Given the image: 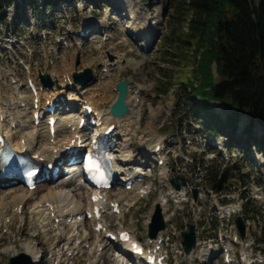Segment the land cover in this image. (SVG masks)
Instances as JSON below:
<instances>
[{
    "label": "rangeland",
    "instance_id": "1",
    "mask_svg": "<svg viewBox=\"0 0 264 264\" xmlns=\"http://www.w3.org/2000/svg\"><path fill=\"white\" fill-rule=\"evenodd\" d=\"M184 1L185 0H76L68 4L53 3V5L50 6V4L46 3L44 0H32L34 5V9H32L25 0H19L18 4H13L4 10L5 20L0 25V103H3V107L6 109L13 107L14 110L12 111L17 122L32 119V111L35 109L36 105H32V102H34V100H32L33 93L29 89L28 82L32 80L38 86L42 87L39 78L41 73L44 75L48 74L52 81L54 79H59L60 81L61 77H63L62 69L65 68L66 70V67L72 68V81L74 83V72L84 71L86 68L92 69L97 79L90 85L94 87V89L90 91V96L93 99L91 100L96 102V105L100 108L110 107L116 100L118 94L115 91V84L118 81L125 78L130 79L131 90L140 95L142 101L139 107L140 115L139 111L136 109V112L131 115L130 119H128V117L121 119V126L117 130L120 131L121 128H124L126 136L119 137L118 151H116V154L126 146L128 153L134 152L135 155L139 153V157L142 159L144 152L141 150L145 148V143L146 145L148 143L155 144L162 137L167 141V144L164 145L165 149L167 151H172L167 167H155L154 177L144 184L151 187L149 194L141 197L134 206L124 207L123 209H126V211H124L123 217L109 218V215L105 213V215L107 214L106 223L110 230L117 233L120 222L122 223V221H124V228L133 233L136 239L142 243L148 240V230L145 223L150 219L152 213H154L155 205L159 202V199H163L161 195L165 190H160L158 184H160L162 170L165 168L171 170L175 168L172 177L175 175H185L191 188H198L203 195L206 194V198L199 199L200 203L198 208L191 203H187L185 209L179 211V213L175 215V222L173 223L179 228L182 226L181 223H185V221L190 222L196 215H201V218L205 220L203 221L205 223L207 221L212 225V228L215 225L219 227V229L222 228V222L217 221L211 213V208L215 205L216 199H211L212 191L208 186L209 180L206 179L205 176L207 171L199 172L196 169L195 166L199 162V159L197 153L194 151L215 152L216 158H211V160L207 159L209 162L205 161L204 163V167L207 168L208 174L217 171L219 173V170L222 168H226L227 170L228 166L231 167L234 164L240 169L243 167V174L247 176L246 179L249 181L255 178L258 179L260 181L259 186L262 192H264V166H255V159L250 155H246L242 150L241 146L250 147V143L245 140L244 136H237L239 139L238 142L235 141L232 142V144L230 143L232 136L225 132H220L214 139L212 137L208 139L203 138L201 143L199 139L197 143L192 145L188 143L185 144L182 140H178V133L184 135L186 133L184 130L191 126L189 120L193 117L191 109L195 104L188 98L182 83H188L190 81L189 77L193 74V69L196 65L195 63L186 64L185 60L180 56L177 42L174 40L176 35L172 34L175 21H177V19L174 18V14L178 6H181ZM129 8L135 10L139 9L140 12L138 14L140 20H142V25L138 37L137 34L133 32L134 27H130L133 20L130 19L128 15H122L123 13H129ZM159 11L161 12L162 20L156 32L154 29H150L155 33L153 39L150 41L147 34H143L142 31L146 28L145 24L150 26L158 24L155 22L157 19L156 14H158ZM188 17L190 18L191 15ZM104 20L107 21V26L104 30L105 33H101L99 28H97L96 31H91L87 34V38L81 35V32H85L88 27L86 24L102 26V21ZM186 29L188 28L186 27ZM94 35H96L97 38H94ZM97 39L98 41H96ZM111 56L114 60L117 58L120 61V68L118 69L113 66V69H110L109 72L104 71L107 69L105 65L107 61L113 60L110 58ZM54 67H57L55 73L53 71ZM56 72H59V74H56ZM214 72L216 75L215 65ZM194 78H192V80H195ZM16 84L20 85L17 91H15L13 87L16 86ZM75 86H77V84ZM75 86L73 84L68 89L72 91ZM51 89L52 88L42 89L43 91H41L40 94V99H42V101L46 99L45 93L49 92ZM70 90L66 91V95L63 96L66 101L68 100L67 98L70 94ZM130 95V100H132L131 92ZM27 97L29 98L28 103L30 110L29 113L25 115V113H23V108L26 107L25 102L22 103L19 101ZM199 105L204 110L208 108L203 103ZM211 106H213L214 112L221 118L229 112L228 108L218 101L212 100ZM65 108H69V110L63 111L61 116L71 113V106L66 105ZM185 108H187V110L183 112ZM77 111H80L79 105L75 108V112ZM181 119L183 121H180ZM45 120L46 118L44 117L43 121ZM248 122L249 120L246 119L244 122L243 119L240 126ZM117 126H119V123ZM197 127L200 126L197 124L193 127L194 131H197ZM254 129L256 135L260 137L264 135V129L259 124H257ZM239 133L240 132L237 134ZM260 134H262V136ZM124 139H127V141H124ZM15 142L16 141H14L13 144H15ZM182 146L186 155L194 157L196 160L194 164L185 167L182 165L181 167L179 166L180 160L174 157L180 153ZM149 149L152 150V146ZM231 152H235L234 155L237 157H234ZM252 153L255 154L253 148L250 150V154ZM204 156H206V154H204ZM143 160L146 161V159ZM249 162L252 163V165H250L251 168H247ZM236 172L233 171V176H237L230 180L226 186L227 188H234V184L239 183V171ZM209 175L212 177L211 174ZM55 184L56 183L43 184L38 190L32 191L33 195H31V197L37 200L43 198ZM135 187H133V189ZM143 187L144 186L141 188ZM11 189L22 194L24 192L23 189L26 188L21 184L0 187V199L1 197L4 199L5 195L9 192V198H7L6 201L11 202L14 198L12 196L14 194L10 193ZM56 189L58 190L60 187H56ZM83 190L85 192V198L88 199L90 193L85 188ZM191 190L192 189L188 190V196L192 200L194 196ZM133 193H135L133 190H126L121 185H117L108 190V195L112 200L117 197H122V195H132ZM79 194L80 192L78 191L77 195ZM246 195H248V192ZM1 202L0 200V203ZM256 202L257 203H254L255 212L251 216L241 212V215L237 214L231 216L229 221L224 222V224H227L226 228L228 230H233L235 225L234 219L237 216L242 217V215H244L251 223L250 229L246 231L244 242H254V245L249 247L247 251L255 254L256 259L260 258L264 260V200L260 199ZM231 203L232 202L228 200L225 202V204ZM3 211H5V209H3ZM11 212L10 210L5 218L0 221V264H8L10 258L14 255L27 253L25 249L27 243H31L39 252L37 254L38 260L35 261L33 256H29V259L22 260V264H60V259L63 254L64 257L68 258L79 256L84 252L85 255H87V253L90 252L89 246L91 243L93 242V246H95L96 242L99 241L98 238L103 237V235H96V232L92 230L93 225H90L89 231L92 235L86 247H84L83 252H80L79 249L69 252L66 250L67 246L63 243L55 250L53 249L54 245H50L43 238L42 235L44 230L38 226H31L32 223L29 216L31 210L28 206H26L27 214L22 223L18 218L16 221H13ZM108 212H110L109 206ZM19 215L20 217H24V214L21 212ZM9 223L12 224V229L4 227ZM246 226L248 227L247 221ZM202 227L203 225L200 223L197 230L198 235L205 232H202ZM26 229H28V231ZM70 231H72V229ZM178 239L179 238H177V240ZM177 240H175V242ZM78 245L79 244L74 241L71 246L77 248ZM23 247L25 252H23ZM105 249L108 255L114 252L110 250V246H107ZM104 262V264H114L110 261L107 262V260ZM177 263L205 264L197 260L189 261L184 254L177 260L175 258L172 259V264ZM69 264L74 263L70 261ZM75 264H89V262H82L80 259L79 262L76 261ZM210 264L227 263L222 259H217ZM231 264L240 263L234 262ZM261 264H264V262Z\"/></svg>",
    "mask_w": 264,
    "mask_h": 264
},
{
    "label": "bare ground",
    "instance_id": "2",
    "mask_svg": "<svg viewBox=\"0 0 264 264\" xmlns=\"http://www.w3.org/2000/svg\"><path fill=\"white\" fill-rule=\"evenodd\" d=\"M139 9H130L129 13H123V16H127L133 20V23L130 25L131 28L134 27L133 32L137 34V37L140 35L141 32V25L142 20L139 18ZM156 22L158 24L155 25H146L145 29L142 31L143 34H147V37H149L150 41L153 39V36L155 33L151 31L150 29H154L156 32L159 28L158 25L162 20L161 12L159 11L158 14H156ZM88 33L91 31H96L97 28H99V31L102 33L104 32L107 21H102V26L98 25H90L86 24ZM105 33V32H104ZM142 35V34H141ZM87 38V36L85 37ZM94 38H97L96 35H94ZM98 41V39L96 40ZM150 43V42H149ZM147 45V44H146ZM64 65V64H63ZM107 67V71L109 72L110 69L112 70L113 66L120 68V61L116 58L112 61L105 64ZM53 71H57V67L53 68ZM72 71L73 69L65 68L62 69L63 77H61V80L54 79V84L52 89L49 92H46V99L44 101L43 106L46 105L47 101L53 99L58 102L59 105L64 106L69 105L71 106V113L64 114V116H61V113L57 114V122L55 125L56 132L53 135L50 132V127L48 126V119L45 121H40L39 124H36V119L34 118V114L37 110L32 111V119L31 120H23L17 122L15 120V116L12 110L13 107L4 108L3 103H0V139L4 138L6 142L10 145V147L17 152H26L29 153L38 163L41 161H49L52 162L56 159L57 155L61 153V157L59 158V161L63 156L66 155V150L69 147H76L78 146V140L83 139V145L88 147V151L92 150L93 147V140L96 139L100 134L106 132L107 128L111 125H116L115 127V135H120L122 137L126 136L125 129L121 128L120 131L117 129L120 128L121 119L123 118H116L110 114V107L107 108H100L96 105V102L92 101L91 98V90L94 89L93 86H88L86 88H81L78 84L73 88L71 91L69 88V84L72 82ZM56 74H59V72ZM34 83V81H32ZM19 84H16V86H13L15 88V91L19 89ZM34 86L38 90L37 95H32V100L36 98H40L41 89L40 86H38L36 83H34ZM70 90V94L68 96V100L62 101L60 97H63L66 95V91ZM43 91V90H42ZM133 91V90H131ZM16 93V92H15ZM117 93V92H116ZM132 93V92H131ZM44 95V94H43ZM131 95L129 93V96L127 98L128 105L131 107V112L126 115L128 119L131 118V115H133L137 111H139V107L142 104L140 95L134 97V101L130 100ZM92 99V100H91ZM29 98L22 99V102H25V108H23V113L27 115L29 113L30 107H29ZM98 104V103H97ZM32 105L34 106V102H32ZM79 105L80 111L75 112L76 106ZM89 105L93 109V118L96 120L95 128L93 129V134L90 129L89 125L87 124L84 129L80 128V122L81 118H85L84 108ZM32 106V107H33ZM7 112V113H6ZM9 114V115H7ZM140 115V111H139ZM51 116V115H50ZM124 117V119L126 118ZM16 123V124H15ZM119 123V126L117 124ZM122 132V133H121ZM121 133V134H120ZM92 134V135H91ZM88 139V137H90ZM15 144H13V142ZM124 141H127V139ZM2 146V142L0 141V147ZM123 146V145H121ZM118 151L117 149L112 150V153H109V157H112L116 161L120 162L119 164L116 163V169L119 171H126L127 172V163L122 164V161H129V154H127L126 146L123 150H120L116 156H114V153ZM87 152V151H85ZM111 155V156H110ZM58 160V159H57ZM126 161V162H127ZM81 169L80 165H73L71 168H69V173L71 174V177H59L58 179L54 180L52 179L53 183H56L53 187L49 189L47 192V195H45L43 198L36 199L32 198L31 195H33L32 191L23 189V193L20 194L17 191H13L11 189L10 193H13L12 195L14 198L11 200V202H7L6 199L9 198V192L5 195V198L1 197V203H0V221L3 220L6 216V214L9 213L11 210L12 219L13 221L18 220L22 223V221L25 220V216L27 214L26 212V206L30 208L31 214L30 220H31V226H38L41 227L44 230L43 238L48 242L50 245H54L53 249H57L62 243L67 246V251H73L78 250L80 252L84 251V247H86L88 240L91 238V232L90 225H93V231L96 232V226H97V220L94 216L87 218V214H93L95 207L101 208L103 213H108L109 218H119L124 216V211L126 209H123L124 207H131L134 206L139 199L147 193V188H141L138 186L135 188L132 195L126 194L122 195V197H117L116 199H111V197L108 195V191L86 186L87 188L81 186L80 184H77L76 181L79 180L80 176L78 175L79 171L76 170ZM143 169L140 167V165L136 166L134 172L132 174L138 175L141 173ZM122 173V172H121ZM166 173V171H165ZM67 175V174H66ZM130 175V174H129ZM130 177H133L130 175ZM61 178L60 181H58ZM121 179H126V175L121 177ZM4 180H0L2 182ZM8 181V180H7ZM6 181V182H7ZM56 187H60V189H56ZM13 188V187H11ZM88 190L90 193L88 199L85 198V192L83 189ZM141 188L140 190H138ZM150 189V188H149ZM138 190V191H137ZM184 191V189H182ZM78 191L80 192L79 195H77ZM19 194V195H17ZM8 195V197H7ZM11 195V194H10ZM130 197V198H128ZM87 200V201H86ZM86 201V202H85ZM161 202V199H160ZM111 203L115 204L118 203V207L120 209L119 214H115L112 212V206ZM108 206L111 207V212H107ZM5 209V211H3ZM24 214V217H20L19 213ZM149 219L147 220L148 224ZM58 222V223H57ZM12 224L9 223L5 228L12 229ZM124 221L122 223L120 222L119 230H125L124 229ZM63 226V227H62ZM108 226V225H106ZM72 229V231H70ZM28 231V229H26ZM120 231L110 232L107 229L103 230L102 233L96 232V235L102 236V238L99 239V243L96 242V245L93 246V242L89 246L90 252L85 255V252L79 256H74L73 258L64 257V254L62 255L60 259V264H69L70 261H72L74 264L76 261L79 262L81 259L82 262H89V264H104L107 260V262H112L114 264H135L138 258V256H133L132 251L128 248H131V243H139V241L135 238V235L132 234V241L130 242H120L119 234ZM107 234H113L115 235L116 239L112 240L110 237L107 236ZM56 235V236H55ZM96 237V236H95ZM76 241L79 245L77 248L71 246L72 243ZM153 242V241H152ZM148 248H152L153 245L147 243ZM253 242L250 241V243L246 246L252 245ZM110 246V250L114 251L111 252L110 255L107 254L106 247ZM75 248V249H74ZM24 250V247L22 248ZM25 252L27 255L33 256L34 260L36 261L38 258V251L36 248L32 246L31 243H27L25 246ZM64 251V250H63ZM118 254H116V253ZM115 253V254H114ZM245 254V251H243L242 255ZM188 258L191 260L201 258L200 256L195 255H189ZM245 262L249 263L250 260L248 258H245ZM253 263V261H252Z\"/></svg>",
    "mask_w": 264,
    "mask_h": 264
},
{
    "label": "trees",
    "instance_id": "3",
    "mask_svg": "<svg viewBox=\"0 0 264 264\" xmlns=\"http://www.w3.org/2000/svg\"><path fill=\"white\" fill-rule=\"evenodd\" d=\"M25 1L34 9L32 0ZM44 1L52 6L76 0ZM18 3L0 0V25L5 20L4 10ZM174 18L172 34L179 54L187 65H196L190 81L182 83L195 103L191 109L194 120L205 132H225L232 142H238V123L246 116L250 123L244 129L245 140L264 153V135L260 138L253 132L256 124L264 129V0H185ZM212 100L233 104L239 113L227 112L221 118L214 112ZM200 103L208 108L204 110ZM210 174L212 187L219 173ZM246 212L252 213L247 207Z\"/></svg>",
    "mask_w": 264,
    "mask_h": 264
},
{
    "label": "water",
    "instance_id": "4",
    "mask_svg": "<svg viewBox=\"0 0 264 264\" xmlns=\"http://www.w3.org/2000/svg\"><path fill=\"white\" fill-rule=\"evenodd\" d=\"M113 59V57H110ZM41 82L44 86L51 87L54 84V81L50 78L48 74L40 75ZM74 82L81 84L83 87L91 85L95 80L96 77L94 76L93 70L90 68H86L83 72H75L73 75ZM130 79L125 78L120 80L116 83L115 89L118 93L116 100L112 103L110 112L114 117L122 118L125 117L127 114L131 112V108L127 104V97L129 95V88H130ZM226 108L230 112L239 113V108L234 106L233 104H225ZM229 177V169H227L224 173H222L220 180L217 184L214 185V190L220 191L225 182ZM181 182L178 181V178H173L171 180L172 184L176 187V189H180L182 185L186 184L185 177H180ZM198 190H194L195 196H197ZM236 223L238 225L239 230L241 231L242 236H245V223L243 219L238 216L236 218ZM188 231L182 232L183 237V245L186 254H190L191 251L195 248L197 242L196 230L195 225L189 223L187 225ZM166 228V223L164 220V216L162 214V210L160 204L156 205V209L154 215L152 217L151 227H150V237L155 238L157 237L158 233L161 230ZM23 259H29V256L26 253H22L20 255L12 256L10 258L9 264H22Z\"/></svg>",
    "mask_w": 264,
    "mask_h": 264
}]
</instances>
